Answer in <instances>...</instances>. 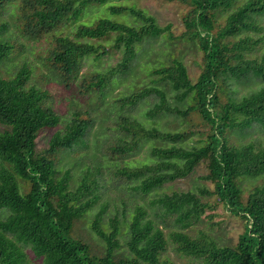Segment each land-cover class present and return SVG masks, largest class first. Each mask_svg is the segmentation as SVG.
<instances>
[{"label": "trees", "instance_id": "obj_1", "mask_svg": "<svg viewBox=\"0 0 264 264\" xmlns=\"http://www.w3.org/2000/svg\"><path fill=\"white\" fill-rule=\"evenodd\" d=\"M11 1L0 0V9ZM106 1L21 0L19 29L28 38L41 39ZM179 1L188 6L182 35L198 43L202 52V69L196 81L192 82L186 65L174 57L169 63L160 62L152 68L158 77L151 79V85L123 95L118 101L122 106L134 105L154 95L157 101L146 110L147 117L153 119L167 112L187 117L196 112L207 130L199 144L183 145L181 141L188 135L186 129L167 131L120 116L119 126L131 138L123 141L120 137L112 147L113 152L132 151L146 140L171 143L152 146L151 162L125 165L118 170L120 175L134 181L131 187L135 192H157L150 200L156 206L153 218L143 206L134 205L127 226L126 249L119 236L127 210L123 208L121 213L117 210L106 224L103 219L108 201L101 204L91 221L92 231L103 241L99 249L92 248L74 232L76 220L83 218L103 194L97 192L101 187L98 168L88 169L77 186L70 189L71 169L61 173L56 166L58 154H69L74 145L82 143L92 120L82 117L81 111H74L65 127L51 134L48 146L37 151L39 130L57 126L61 116L48 102L47 89L27 85L33 70L31 64L25 62L11 76L1 72L4 64L7 69L15 66L11 58L14 50L24 46L0 36V264H32L26 248L40 257L42 264H174L161 256L168 243L178 253L191 256V264H264V180L254 185L245 199L240 186L242 179L264 173V142L241 141L253 126L264 128V86L240 99L226 92L232 91L233 80L264 79V51L257 57L247 56L258 41L247 33L233 39L261 29L259 17L264 15V0ZM107 10L110 15L129 13L136 23L102 16L91 24L80 22L73 32L75 38L56 35L55 47L47 56L49 63L44 64L48 72L42 73L43 80L69 83L78 75L86 56L94 54L99 58L107 49L78 39L111 37L112 47L120 52L119 61L108 70L82 80L83 89L95 87L93 91L100 93L113 75L131 70L142 42L157 38L171 27L160 25L154 15L135 6L112 3ZM222 12L226 13L225 22L219 25ZM6 28L7 23L0 22V35ZM169 90L175 91L172 101L168 98ZM229 130L233 134L238 132V143L230 139ZM202 160L207 161L208 167L204 177L211 180L214 188L212 192L201 193H214L218 202L244 221L243 231L233 244L219 245L204 233L188 232L209 207V202L197 193L191 190L158 193L166 183L188 176ZM23 182L28 186L26 190ZM124 206L123 201L121 207ZM165 228L169 230L165 232Z\"/></svg>", "mask_w": 264, "mask_h": 264}, {"label": "rangeland", "instance_id": "obj_2", "mask_svg": "<svg viewBox=\"0 0 264 264\" xmlns=\"http://www.w3.org/2000/svg\"><path fill=\"white\" fill-rule=\"evenodd\" d=\"M20 1L12 0L0 9V22L7 23L4 34L0 36L12 38V41L17 40V44L24 46L14 50L11 58H13L12 62L15 66L12 65L7 69L4 64L3 66L5 67L1 68V72L6 76H11L25 62L31 64L33 70L27 85L35 84L47 89L49 92L48 102L52 105L53 110L61 116V122L57 126L45 127L39 130L36 137L37 151L48 146L51 134L58 129H63L74 111H81L82 117L92 120L82 138V143L74 145L68 152L69 154L65 152L66 150L62 151L65 153L58 154L56 166L61 173L64 170L71 169L72 180L69 182L70 189H74L77 186L88 169L98 168L97 177L101 187L97 192H102L103 194L83 218L76 220L74 232L79 237L87 240L92 248L99 249L103 241L92 231L91 221L96 211L100 209L101 204L104 201H108L103 219L106 224L111 214L117 210L121 213L123 208L127 210L126 222L122 225L121 235L119 236L122 247L126 249L127 226L134 212V205L143 206L147 215L153 218V209L156 206L151 205L150 200L154 195H157V192L153 191L150 194L135 192L131 187L134 181L120 175L118 170L125 165L131 166L139 165L143 162H151L153 160L150 154L152 146H165L171 143L146 140L132 151L125 153L113 152L112 147L116 146L120 137L123 138V141H128L131 138V135L119 126L120 116H129L143 122L147 126H158L160 129L167 131H182L186 129L188 135L181 141L183 145L199 144V142L204 140V134L207 130V127L201 124L200 117L196 112H192L187 117L168 112L162 113L153 119L147 117L145 115L146 110L152 106L154 101H157L154 95H149L134 105L122 106L118 101V98L123 95H127L146 85H151V79L158 77L152 72V68L157 67L160 62L169 63L174 57L186 65L192 82L196 81L202 69V52L197 45L198 43L182 35L186 28L183 16L188 6L179 0H107L104 5L89 8L79 20L65 23L53 32L45 34L41 39H32L26 37L19 29V20H21ZM112 3L141 8L145 12L154 15L160 25L170 24L171 27L164 34L159 35L157 38H149L137 47L138 57L131 63V70L127 73L113 75L110 84L100 92L104 94L103 96L99 92L93 91L95 87L89 91L83 89L82 80L83 77L89 79L92 74L108 70L119 61L120 52L112 47L111 37L103 40L78 39L82 42L89 41L101 44L107 49L106 53L99 58H95L94 54L86 56L81 61L78 75L70 79L69 83L43 80L42 73L48 72L44 64L49 63L47 56L55 47L56 35L68 34L69 37L75 38L73 32L80 22L91 24L102 16H110L131 24L136 23L129 16V13L110 15L107 6ZM219 15L217 23L223 25L226 13L222 12ZM259 23L261 25L260 30H250L233 37L234 40H238L247 33L258 41L255 48L247 54L248 57H257L264 51V15L259 17ZM8 61L11 62V60ZM263 86L264 79L249 77L240 81H231L233 89L226 92L233 98L240 99L243 95H247ZM174 92L173 90L168 91L169 101L173 100ZM221 99L223 102L226 101L225 94L222 95ZM0 127H2L1 124ZM229 131L231 132L229 133L230 139L234 143H238V132L233 134V130ZM249 139L254 142H264V128L253 126V129L246 133L241 141ZM207 173V161L202 160L188 176L166 183L163 188L158 190V193L163 191L171 193L174 190H191L197 193L202 200L209 202V207L205 209L200 222L189 228L188 232L191 235L204 233L219 245L233 244L243 231L244 221L240 217L231 214L223 203L218 202L214 193H201L203 190L212 192L214 188L211 180L204 177ZM263 180L264 173L261 176L259 175V177L242 179L240 186L243 191V199L246 198L254 185L261 184ZM23 183V190H26L28 186L25 182ZM123 201L126 206L121 207ZM1 209L8 210L7 208ZM158 223L161 227L163 226L160 221ZM168 230L169 228H165V232ZM173 246L172 243H168L161 254L162 258H166L174 264H191V261H193L192 257L178 253ZM25 251L32 264H42L41 258L35 257L29 248H26Z\"/></svg>", "mask_w": 264, "mask_h": 264}]
</instances>
